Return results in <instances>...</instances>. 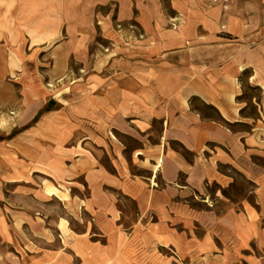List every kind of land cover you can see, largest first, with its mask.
Returning <instances> with one entry per match:
<instances>
[{"label": "crops", "instance_id": "1", "mask_svg": "<svg viewBox=\"0 0 264 264\" xmlns=\"http://www.w3.org/2000/svg\"><path fill=\"white\" fill-rule=\"evenodd\" d=\"M109 4L117 21L136 19L138 30L121 34L137 40L115 33L111 56H91L96 11ZM61 8L58 0H0V79L21 82L3 99L0 122L26 126L0 139V264H171L157 243L169 244V234L147 219L130 222L123 209L132 203L168 218L174 197L189 194L188 185L173 186L181 175L198 190L207 181L226 186L234 178L221 167L230 166L256 183L260 201L246 198L210 222L226 229L238 254L264 237V161L254 160H264V99L250 130L230 127L250 124L244 72L264 94V0L97 1L87 22ZM163 58L171 62L160 65ZM194 96L218 117L194 109ZM139 152L164 154L165 185L154 187L153 171H132Z\"/></svg>", "mask_w": 264, "mask_h": 264}, {"label": "rangeland", "instance_id": "2", "mask_svg": "<svg viewBox=\"0 0 264 264\" xmlns=\"http://www.w3.org/2000/svg\"><path fill=\"white\" fill-rule=\"evenodd\" d=\"M97 1L106 0H58V5L63 6L67 10V18L79 20L80 22H87L89 18L91 6ZM89 14V15H88ZM107 16H109L107 18ZM116 6L109 4L107 7H99L96 11L95 19L92 23L93 37L90 39L91 56L98 55V51H102L106 56H111L114 52L113 41L115 38L111 35H118L120 40H137L135 37H130L129 34H121V30L130 28L138 30L137 21L135 18L126 22H119L116 19ZM107 21V22H105ZM174 26V25H173ZM175 27V26H174ZM117 31V32H116ZM3 49L0 47V58L2 57ZM138 53L145 51L136 49ZM119 55L125 54L118 51ZM160 60V65H166L163 61H170V59ZM175 61V60H174ZM92 67V65H91ZM97 67V66H96ZM74 71L81 73L80 63H74ZM250 72H244L241 77L242 87L244 89L243 95L240 97L242 101L247 103L245 114L250 117V124L247 123H231L230 126L233 130L244 131L250 130L252 124H255L258 117H262L261 108L258 103L264 99L263 90L259 86H254L250 78ZM4 69L0 64V76H4ZM30 83L29 81H27ZM0 119L4 115L2 103L4 98H8L12 91L20 92L21 82L16 77L10 79H0ZM185 84L183 83V86ZM81 95V91H78ZM262 104V103H261ZM191 105L194 109L202 112L206 117L217 118L218 113L216 110L211 109L206 102L198 96L191 99ZM55 106V102H50L47 108ZM264 113V109H262ZM264 117V114H263ZM252 123V124H251ZM24 128H2L0 122V139L16 135ZM9 131V132H8ZM154 136L153 141L158 142L157 136L161 134V124L156 123L153 128ZM120 140L125 142L128 147L136 148L139 143L133 138L118 134ZM173 147L179 149L189 162H193L194 154L189 150H184L178 144L174 143ZM164 149V148H163ZM142 156L135 160L132 165V171L145 174V171H153V177L148 175L151 183L156 188L165 185L163 179V155L157 156L153 159L145 158L143 152H139ZM258 162H263V157L259 156L254 158ZM107 164L110 163L106 161ZM223 173L232 175L234 180L231 184L222 186L219 183L205 182L203 190H198L186 183V178L181 175L180 179L174 184L180 188L181 186L188 185L189 194H177L172 201V208L170 217H162L160 211L154 209L142 215V209L137 208L134 204L130 203L128 209V218L130 222L139 220L144 222L146 219L148 223H152L154 230L158 233L169 234L170 242L167 243L164 239L157 240L159 250L164 252L170 257L171 264H264V237L255 239L251 246H247L240 254L235 253L232 246V239L226 229L218 227L217 224H212L210 218L212 216L222 215L227 212L232 206L241 210L243 207L242 202L248 198L251 202L255 203L260 201L257 192L256 183L250 181L246 176L242 175L232 166L221 167ZM35 171H55V169H45L42 165H37ZM150 176V177H149ZM167 185V183H166ZM264 201V200H263ZM259 203V202H258ZM186 206H189V215L187 216ZM175 216V218H174ZM126 218V217H125ZM264 224V221H263ZM224 229V230H222Z\"/></svg>", "mask_w": 264, "mask_h": 264}]
</instances>
